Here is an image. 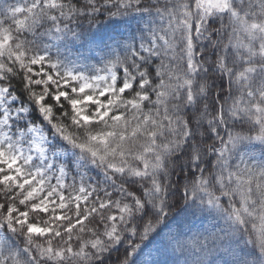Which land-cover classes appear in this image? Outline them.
Returning a JSON list of instances; mask_svg holds the SVG:
<instances>
[{
  "label": "snow or ice",
  "instance_id": "1",
  "mask_svg": "<svg viewBox=\"0 0 264 264\" xmlns=\"http://www.w3.org/2000/svg\"><path fill=\"white\" fill-rule=\"evenodd\" d=\"M177 253L264 264V0H0V264Z\"/></svg>",
  "mask_w": 264,
  "mask_h": 264
},
{
  "label": "trees",
  "instance_id": "2",
  "mask_svg": "<svg viewBox=\"0 0 264 264\" xmlns=\"http://www.w3.org/2000/svg\"><path fill=\"white\" fill-rule=\"evenodd\" d=\"M191 223L194 226L192 227V231L188 233L189 239L195 236L198 230L203 231L204 228L210 227L208 221H204L203 224H201L199 221H192ZM185 231H187V226L185 227ZM175 259H177L178 264H183L184 256H181L179 253H177Z\"/></svg>",
  "mask_w": 264,
  "mask_h": 264
}]
</instances>
